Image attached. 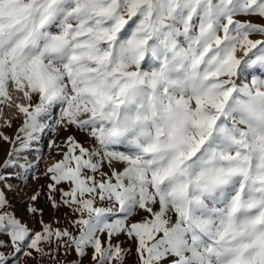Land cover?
<instances>
[{
    "label": "snow or ice",
    "instance_id": "6c2138e0",
    "mask_svg": "<svg viewBox=\"0 0 264 264\" xmlns=\"http://www.w3.org/2000/svg\"><path fill=\"white\" fill-rule=\"evenodd\" d=\"M10 90L0 264H264V0H0Z\"/></svg>",
    "mask_w": 264,
    "mask_h": 264
},
{
    "label": "rangeland",
    "instance_id": "374dc122",
    "mask_svg": "<svg viewBox=\"0 0 264 264\" xmlns=\"http://www.w3.org/2000/svg\"><path fill=\"white\" fill-rule=\"evenodd\" d=\"M19 97H20V94L18 93L17 98H13L12 108H7V107L4 108L3 119H0V124H2L4 120L12 121L11 129L9 128L0 129V131H4L5 134L10 135V136L13 135L16 128L19 127V125L22 123V116L16 110L15 103L16 102L24 103L25 101H23L22 99H19ZM50 138L52 137L48 136L45 139H50ZM41 147L43 148L45 156L47 158L48 157L47 148H45L43 144L41 145ZM7 150H8V145L4 141L0 140V161L4 159L7 153ZM59 158H60L59 156L56 157V159H59ZM52 162L53 160L51 158H47L46 163L42 161L39 165V172H43L46 166L48 164H51ZM43 183H45V180L43 177H41L39 180L29 179L26 184L21 183L20 180L14 179L11 181L13 191L8 193V196L10 200L13 202V204L16 205V212L19 217L22 218L26 216V220L28 221L31 220V217H28L29 214L24 210L25 208L24 201L26 199V195H31L33 191H35L39 187V185ZM21 189H23L22 192H21Z\"/></svg>",
    "mask_w": 264,
    "mask_h": 264
},
{
    "label": "bare ground",
    "instance_id": "6f19581e",
    "mask_svg": "<svg viewBox=\"0 0 264 264\" xmlns=\"http://www.w3.org/2000/svg\"><path fill=\"white\" fill-rule=\"evenodd\" d=\"M10 92H11V90H10ZM11 95H12V97L13 98H17V95H18V93H16V92H11ZM15 186V185H14ZM28 217H30L29 215H28ZM22 219L24 220V221H27V222H29V224H31V220H26V216L25 217H22Z\"/></svg>",
    "mask_w": 264,
    "mask_h": 264
}]
</instances>
